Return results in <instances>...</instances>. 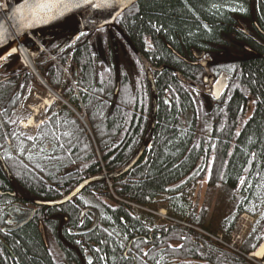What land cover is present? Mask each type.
Listing matches in <instances>:
<instances>
[{
  "label": "trees",
  "instance_id": "1",
  "mask_svg": "<svg viewBox=\"0 0 264 264\" xmlns=\"http://www.w3.org/2000/svg\"><path fill=\"white\" fill-rule=\"evenodd\" d=\"M239 6L254 9L264 28V0H140L117 20L127 39L111 27L81 34L62 54V50L53 49L60 63L72 55L74 81L87 90H81L80 96L58 64L40 60L39 69L51 86L62 89L77 110L87 113L91 132L66 105L59 111L49 110L51 117L34 138L15 136L13 113L3 117L0 153L20 192L40 200L60 198L90 177L123 170L151 141L130 171L110 182H91L84 191L87 199L78 198L81 207L89 200L99 211L101 224L90 233L93 241L109 256L110 248L115 252L122 246V252L127 249L123 243L127 235L155 236L152 244L139 252V264H256L247 255L264 240V56L218 65L219 74L237 76L230 80L222 98L212 99L210 104L194 87L204 86L206 71L191 63L194 51L219 52L227 46L243 50L229 39L237 23L232 8ZM238 36L243 37L241 33ZM128 41L152 65L153 81ZM22 98L9 108L15 112ZM249 105L251 113L246 116ZM21 118L22 114L17 121ZM7 136L12 138V147ZM5 175L0 162V176ZM205 178L210 186L220 185L233 193V205L219 222H207V212L198 214L197 201H188L192 185ZM124 200L153 210L166 208L172 217L224 233L226 240L242 214L250 213L256 220L241 253H234L186 225L151 229L155 216L147 212L136 215ZM73 203L42 208L48 210L47 216L59 211L74 222L73 213L79 222L80 213L75 210L79 207ZM62 215L45 224L49 243L50 232L55 231L63 254L73 235L68 226L62 227ZM36 223L37 219L26 225L12 241L8 238L18 262L63 264L52 243L46 246ZM138 245L134 243L132 251ZM100 256L96 252V258ZM121 260L127 261L123 254ZM97 262L105 263L99 258Z\"/></svg>",
  "mask_w": 264,
  "mask_h": 264
},
{
  "label": "flooded vegetation",
  "instance_id": "2",
  "mask_svg": "<svg viewBox=\"0 0 264 264\" xmlns=\"http://www.w3.org/2000/svg\"><path fill=\"white\" fill-rule=\"evenodd\" d=\"M232 11L236 13L237 15V23L234 27L235 31L232 33L231 37H229L230 41L235 47L242 48V51L236 50V48L233 47H224L219 52H207V51H194L195 59L192 60L191 63H194L196 65L202 66L207 74V69L210 70V74L217 78L219 75L218 72V65L213 64H207V66H204L202 64L203 61L208 62H214L217 60H227L230 58H246V60H241L239 62H246L250 59L259 58L260 55L264 56V28L263 25H261L260 21L258 20V17L256 16V12L254 9L247 10L244 7H233ZM245 30L249 31L252 35L248 34ZM241 33L243 35L242 38L238 36V34ZM200 53H204V56L201 59L197 58V55ZM9 61L5 62L4 65L0 69V80L4 79L3 82L0 83V120L1 123H4L3 117H5L8 114H12L15 118L20 114L18 112H14V110L10 109V105L12 106L17 102L19 98H21L23 95H25L27 88L33 83V77L24 69L19 68V66H9ZM222 65V64H221ZM205 74V75H206ZM229 80H232L237 74L235 73H227ZM204 75V76H205ZM203 83H204V77H203ZM195 89L203 96L206 97V100L210 97L211 94H208L206 91L207 89L211 88V86H207L204 84V86H194ZM2 101H7L5 104H3ZM19 108V107H18ZM251 113V106L249 105L246 116H249ZM13 127L12 131L17 128V125L15 124V121L12 122ZM24 135L23 133L17 132L14 134L15 136ZM6 175L1 177L0 176V264H20L18 262V259L16 255L14 254L11 247L8 245V238L13 240L14 235L22 230L25 226L19 228V229H10L14 226V223L11 222L12 216L7 213V210L14 206V205H21V208L28 209V208H37V211L35 213V216L33 220L29 223H32L37 219L36 223L38 225V230L42 234V238L46 244L47 247H50V244L52 243V248L56 252V257H60V261L63 264H100L97 262V259H101L104 261V264H108V258H110L111 255V262L109 264H139V252L141 249L145 251L146 248H148L147 245H151L154 241L155 236L154 234H151L150 236L153 237L149 239V236H140L139 240H136L134 236H125L123 243L127 246V249H125L123 252V246L122 250L121 247H119L118 252H115L114 249L110 248L109 256L105 252H103L98 244L94 242L92 236H90V233L95 231L97 227L101 224V218L99 217V224L98 226L92 230L88 231L90 227H92L96 221V215L92 212H85L87 209L92 208L96 209L93 205H90L89 200L87 201V205L80 206L78 202V198H86V194L83 191L80 195L74 197L70 201L74 202L76 206L79 208H76L75 210L80 213L79 216V222L76 221V217L73 215L74 222L70 219V216L68 214L62 215L61 212H57L52 214L51 216H47L48 210L42 207H47L45 205H38L34 202V198H31L29 196L23 195L22 192H20L19 188L16 186L15 180L11 176L10 173L6 172ZM76 187V186H75ZM72 188L68 193H65L62 197L54 199H62L66 197L68 194L72 192V190L75 189ZM68 201V202H70ZM67 202V203H68ZM77 203V204H76ZM66 204V203H65ZM64 205V204H63ZM40 206V207H39ZM62 206V205H61ZM58 207V206H55ZM97 210V209H96ZM99 212V211H98ZM40 213H43L44 215L41 217L39 216ZM62 215V227H67L70 229L68 231L69 234L72 233L73 239H68L66 242L68 243L69 249H64L63 254L61 252L62 249V241L60 238H57L56 232L52 231L50 232L51 235V241L49 243V237H48V228L47 223L54 222V220H57V217H60ZM39 216V217H38ZM90 216H92V221L89 225H86V221L90 219ZM86 217V219H85ZM40 222H39V221ZM45 221L47 222L45 224ZM83 222V226H81V222ZM28 223V224H29ZM27 224V225H28ZM44 225L45 231H46V240L43 237V233L41 231V225ZM155 233V231L153 232ZM158 239L162 237L161 233L156 234ZM89 236V237H87ZM62 238V237H61ZM139 244L136 246L133 251L132 247L134 243ZM139 246L143 248H139ZM139 248V249H138ZM96 252L100 253V257L96 258ZM122 254L126 257L127 261L126 263L122 262ZM115 257V258H114ZM56 259V258H55Z\"/></svg>",
  "mask_w": 264,
  "mask_h": 264
},
{
  "label": "water",
  "instance_id": "3",
  "mask_svg": "<svg viewBox=\"0 0 264 264\" xmlns=\"http://www.w3.org/2000/svg\"><path fill=\"white\" fill-rule=\"evenodd\" d=\"M140 0H92L91 3L86 2V0H74V3H78L80 6L73 8L71 11L65 12L64 15L57 16L54 19H48L45 21H33L28 13V11L25 9L23 13H21L19 10L23 9L25 0L16 3L14 0H9V6L10 10L6 12L5 14H0V49L4 46L14 42L17 39H20L23 36H34L36 37L41 43H44L47 40H55L61 35H68L70 34H76L80 31L84 32H91L96 31L104 28H111V27H118L117 25V19L121 14H123L125 11L130 9L133 5L137 4ZM93 4H104V7H93ZM85 9L91 10V15L86 19V23L81 28H64L58 26V24L82 11ZM120 29V28H119ZM44 30V31H42ZM42 31V32H41ZM122 35H124V32L120 29ZM248 34L252 35L249 31L245 30ZM70 40H68L65 44H68ZM46 43V42H45ZM27 45H30V43L27 42ZM132 45V44H131ZM31 46V45H30ZM135 52L142 57V59L145 62L146 68L148 70L149 76L151 80L153 81V75L150 70L152 65L142 56V54L139 52V50L132 45ZM204 56V53H200L197 55V58L200 59ZM241 60H246V58H230L227 60H217L214 62H208L203 61L202 64L204 66H207V64H223V63H231V62H237ZM159 70H162L161 68ZM178 77L186 81L184 76L179 73V71L175 70ZM217 82V78L213 77L210 74V70L207 69V74L204 77V83L213 86L214 83ZM153 87L155 88V85L153 84ZM119 90V85L117 87L116 93ZM208 93L212 92V88H209L206 90ZM210 102V101H209ZM157 100L154 104V110L156 113L157 110ZM153 133V131H152ZM148 146V143L145 144L136 158L127 165L123 170L116 172L115 174H109L91 177L80 183L70 194H68L63 199L51 201V200H34V202L38 205H45V206H60L77 195H79L83 190L86 189V187L96 180H106L112 179L114 176H121L126 174L128 171H130L141 159L142 155L146 151ZM7 170V168H6ZM22 206L17 204L12 207H10L7 210V213L12 216L11 222L14 223V226L10 229H19L25 225H27L29 222H31L35 216V213L37 211V208H28L24 209L21 208ZM85 212H92L96 215V221L92 227L88 229V231L94 230L98 224H99V214L98 211L95 209L89 208ZM41 231L43 233V237L46 240V234H45V228L44 225H41Z\"/></svg>",
  "mask_w": 264,
  "mask_h": 264
},
{
  "label": "rangeland",
  "instance_id": "4",
  "mask_svg": "<svg viewBox=\"0 0 264 264\" xmlns=\"http://www.w3.org/2000/svg\"><path fill=\"white\" fill-rule=\"evenodd\" d=\"M83 33H85V32L80 31L76 34H70L69 33L68 39L71 38L72 40H74L77 37H79V35H81ZM62 39H64L63 36L60 37L57 41H55L52 44L53 45L52 46V45H50L49 40L45 41L46 43L45 42L41 43L37 38H35L33 36H29L25 42V45H26V50L30 55V58L34 59L35 66H36L37 60L40 58H41V60L42 59H50L52 61L53 56H54L53 55V49L57 50L59 47H61L62 45H64L66 43V39H64V40H62ZM27 42L30 43L31 46L33 45L35 47L32 50H30V45H27ZM65 45H67V44H65ZM65 45L62 48V51L60 52V54L67 51V48H66L67 46H65ZM71 56L72 55H70L68 57L67 61H70ZM20 59H21V55L16 54L15 56H12L9 59H6L5 61H7V60L9 61L8 62L9 66L10 65L14 66V65L21 64ZM53 61H55L54 63H56V64L60 63L58 56H55V59ZM60 64H62L63 66L67 65L66 63H60ZM70 69L71 68L68 65V70L70 71ZM32 74H33V72H32ZM223 75L227 76L225 73ZM35 91H37L38 95H40L41 98L36 95ZM49 94L53 96V93H51V91H49L47 88H45L43 85H41V83H39L36 78H33V83H31V85L27 88V91H26L24 98L22 100L23 106H22V108H20V107L18 108V111H20V114H22L24 116V120H28V119H31L32 117H34V113L36 112V110L39 112V116L36 117V122L40 119L45 121L46 119L50 118V115L47 113L48 107L47 106L43 107V99H42V98L47 97V95H49ZM62 104L63 103L61 101H57L56 105L58 107L56 106L55 111H59L60 110L59 105L61 106ZM86 121L88 123L87 117H86ZM33 129L34 128H29L28 130L23 129V130L29 131V133L34 134L35 131H33ZM107 181H109V180H107ZM197 184L198 185H197V188L195 190V194L193 196V202L195 200L197 201L196 203H194L196 205L197 213L201 215L203 213V211H206L207 212V214H206L207 222H214V221L219 222L221 217H223L227 214L226 209L233 205V203H232V195H233L232 190L229 188L222 187L220 185L210 186L209 182H208V180H206V178L198 181ZM156 211H159V210H156ZM161 214L160 215L154 214L157 226L165 225L163 222H160L159 220L164 221L163 219H164V217H167L166 216L167 213H166V211H163ZM180 221H182V223H186V224H189V225L195 227L194 229L196 231L202 233L205 236H207V234L216 236L214 234V232H212V231L209 233L203 232L205 230V228H202L199 226L196 227V226L188 223V221L186 219H183ZM167 223H169V222L166 220V224ZM211 239L216 241L214 238H211ZM232 241H235V243L238 242V244L240 245L239 240H237V236L234 238L232 237ZM233 244H234V242H233ZM238 244H236V246H234V247L235 248L238 247L239 246ZM252 258L256 264H263L264 263L263 262L264 259H258L256 257H252Z\"/></svg>",
  "mask_w": 264,
  "mask_h": 264
},
{
  "label": "bare ground",
  "instance_id": "5",
  "mask_svg": "<svg viewBox=\"0 0 264 264\" xmlns=\"http://www.w3.org/2000/svg\"><path fill=\"white\" fill-rule=\"evenodd\" d=\"M91 15V10L90 9H85L82 10L64 20H62L58 26L64 27V28H81L85 25L86 19ZM44 31V30H42ZM41 31V32H42ZM28 39V36H23L20 39L15 40L14 42L4 46L3 48L0 49V67L4 63L6 59H8L10 56L15 55V54H24L28 55V52L25 47V42ZM226 87V81H225V76L222 75L220 76L219 80L215 83L214 85V96L215 98H220L222 94L224 93V89ZM60 99L58 96L55 94L50 97L44 99V104L45 106L49 107L52 106L56 103V101ZM39 112L36 110L35 112V117L38 116ZM35 117H32L29 121L25 122L26 127H32L38 124V121L36 122ZM36 122V123H35ZM88 129V128H87ZM89 131V129H88ZM114 194V193H113ZM130 207L132 206V202L129 200H124ZM100 221V220H99ZM157 225L151 226V229H154ZM135 237L136 240H139V235L137 233H132ZM252 257H257V258H264V241L261 244V246L252 253Z\"/></svg>",
  "mask_w": 264,
  "mask_h": 264
},
{
  "label": "snow or ice",
  "instance_id": "6",
  "mask_svg": "<svg viewBox=\"0 0 264 264\" xmlns=\"http://www.w3.org/2000/svg\"><path fill=\"white\" fill-rule=\"evenodd\" d=\"M86 2L91 3L92 0H86ZM79 6L78 3H74V0H25L23 9L19 11L23 13L26 9L33 21L46 22L48 19L64 15L65 12ZM104 6V4H93V7L97 8Z\"/></svg>",
  "mask_w": 264,
  "mask_h": 264
},
{
  "label": "built area",
  "instance_id": "7",
  "mask_svg": "<svg viewBox=\"0 0 264 264\" xmlns=\"http://www.w3.org/2000/svg\"><path fill=\"white\" fill-rule=\"evenodd\" d=\"M7 10V3L6 0H0V12H4ZM26 64V63H25ZM133 206L137 209L141 208L139 205L133 204ZM249 220H253V218L249 217V216H245V221L242 224V233L240 235L237 236V240H241L243 237V233L247 230L248 228V222ZM217 240L223 242L222 240V236H219V238H217ZM236 243L231 244L230 246L234 248Z\"/></svg>",
  "mask_w": 264,
  "mask_h": 264
}]
</instances>
